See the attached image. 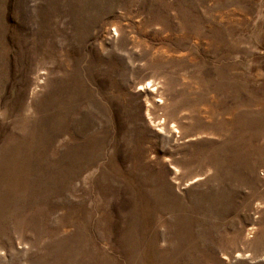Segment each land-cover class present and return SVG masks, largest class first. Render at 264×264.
<instances>
[{
    "label": "rangeland",
    "instance_id": "obj_1",
    "mask_svg": "<svg viewBox=\"0 0 264 264\" xmlns=\"http://www.w3.org/2000/svg\"><path fill=\"white\" fill-rule=\"evenodd\" d=\"M0 170V264H264V0H0Z\"/></svg>",
    "mask_w": 264,
    "mask_h": 264
},
{
    "label": "bare ground",
    "instance_id": "obj_2",
    "mask_svg": "<svg viewBox=\"0 0 264 264\" xmlns=\"http://www.w3.org/2000/svg\"><path fill=\"white\" fill-rule=\"evenodd\" d=\"M22 151H23V150H22ZM17 158H18V157H17ZM7 167H8V166H7ZM0 171H1V170H0ZM14 178H15V177H14ZM11 182H12V181H11ZM11 182H10V183H11ZM14 182H15V181H14ZM11 185H12V184H11ZM14 186H15V185H14ZM15 189H16V188H15ZM20 189H21V188H20ZM16 190H17V189H16ZM20 192H21V191H20Z\"/></svg>",
    "mask_w": 264,
    "mask_h": 264
}]
</instances>
